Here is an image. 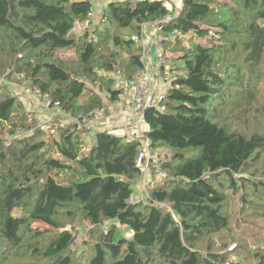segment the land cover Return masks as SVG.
I'll return each instance as SVG.
<instances>
[{"label":"trees","instance_id":"16d2710c","mask_svg":"<svg viewBox=\"0 0 264 264\" xmlns=\"http://www.w3.org/2000/svg\"><path fill=\"white\" fill-rule=\"evenodd\" d=\"M93 7L87 0H0V30L10 35L13 57L1 71L24 73L34 93L50 101V110L74 118L121 98L123 89L110 73L121 72L126 82L142 73L143 52L133 36L167 14L163 0L110 2L102 19L105 24L110 19L111 27L97 36L112 39L120 50L102 53L101 42L88 31L81 39L72 35L76 23L90 19ZM121 30L132 36L122 38ZM175 30V43H167L181 50L184 70L178 69L181 74L160 106L144 113V140L153 150L167 146L175 154L171 161H157L169 177L150 188L145 200H131L136 199L132 181L142 176L141 140L126 142L109 130L90 132L71 121L59 129L58 141L76 158L54 157L40 127L27 135L31 126L18 114L29 112L5 87L11 95L0 94V264H264L261 251L245 262L212 245L200 247L229 228L223 212L228 190L243 191L242 203L250 189L264 200L259 165L264 129L245 133L216 121L222 107L230 114L242 101L257 99V84L264 81V70L258 72L264 64V0H184L180 15L165 28L167 35ZM64 52H73L77 61L61 60ZM19 132L25 134L6 139ZM55 151L60 155L59 148ZM69 207L67 215L81 213L97 233L80 249L85 260L73 252L75 230L59 216ZM36 223L56 232L45 234ZM106 223L111 224L104 229ZM118 226L129 229L131 237H119Z\"/></svg>","mask_w":264,"mask_h":264},{"label":"rangeland","instance_id":"374dc122","mask_svg":"<svg viewBox=\"0 0 264 264\" xmlns=\"http://www.w3.org/2000/svg\"><path fill=\"white\" fill-rule=\"evenodd\" d=\"M119 1H125V0H95L94 2V16L92 18L91 25L92 28H89V30H84V28L81 26L80 22L76 23L74 30L72 32V35L76 39H81L84 37L86 32L88 31L89 34L92 37H97L98 42H101L102 45V53L107 48H111L113 50H120V48H117L113 45L112 39H109L106 37L105 39H102L101 37H98L97 35L105 34L102 33V31L106 32L107 29L111 27L110 19H108V23L105 24L102 22V15H104L103 9L106 8L110 2H119ZM134 1V0H133ZM79 24V25H78ZM114 28V27H112ZM144 30V27L142 28V31ZM132 33L130 31H120V35L124 39L130 38L128 35ZM137 37V35L133 36L134 38ZM7 38V39H6ZM174 37H172V42L175 43V40H173ZM192 39L191 37H189ZM186 38L185 43L188 45L190 42V39ZM10 35L0 30V94H9L11 95V92L19 97V99L25 104V111L28 113L24 115L23 112H19L18 117L20 120H25L27 124L31 126V129L27 130V135L34 133V130L37 127H40L47 122L49 119V111L50 108H48L47 105L42 104L43 100L42 98L39 99L37 96H35L34 90H32L29 86V79L26 78V75L18 74L14 68H11L10 70L1 71V66L4 68V64L8 63L13 59V57L9 53V42ZM136 42L135 46L138 49L142 48V55L144 54L146 48L143 47V45L138 42L137 40H134ZM171 42V43H172ZM173 45L170 43H166L162 46V52L165 53V56L168 59V63L171 67L179 69L181 72L183 69V63L182 61H178V57H181L182 52L181 50H176V44ZM198 43L202 44V41L200 40ZM170 46L172 49H170ZM5 47L6 50L2 51L1 49ZM234 54H231V58L235 59L233 56ZM73 52H64L60 54L61 60L64 61H77L74 58ZM156 51L155 48H151L145 56V65L151 72L153 76V70L151 67H155V71H159V66L156 59ZM127 58L126 54H123L121 59L119 61L124 64H126V61H124ZM73 64L69 63L68 65ZM264 70V64H262V67L258 69V72ZM5 72V73H4ZM256 72V73H258ZM170 71L163 73L164 76H169ZM124 80V79H123ZM260 82V81H259ZM257 84L259 86L260 90L256 94L257 99L255 100V103L247 104L245 101H242L240 103V107H237L236 110H231L232 112L229 114L230 108L227 106L222 107L219 109L218 117L216 118V121L220 122L225 127H229L230 129H238L245 133H250L253 128L256 129H264V81ZM7 87L10 91H7ZM99 97L103 99L104 103L109 102V98L106 93H104L101 89L95 88L94 89ZM37 92V91H36ZM109 104V103H108ZM111 105V104H110ZM114 105V103L112 104ZM107 108V107H106ZM59 118L55 119L54 121L48 123L47 129L44 131V134L40 137H45L47 140L48 147L46 148V151L50 155H53L54 157H62L66 156L70 158L71 160L76 158L75 154L69 153V151L66 149V147L60 143L59 137H60V131L59 129L62 127L68 128L69 123L72 121L75 122V118L72 117L69 120H66V117H62V115L58 116ZM110 121L106 123L99 122L96 125V131H100L101 127L107 126ZM77 123V122H76ZM79 126L84 127L83 125ZM53 126V130H50L49 127ZM85 128V127H84ZM53 131H55L53 133ZM95 131V132H96ZM146 132L144 128V124L140 128V140L146 142L144 140V133ZM58 143V145L56 144ZM147 143V142H146ZM58 146V147H57ZM55 148H58L60 151L59 153H56ZM154 154L156 158V163L159 160V158L164 161H171L173 155L175 154V151L167 146H162L154 149ZM66 161V160H64ZM155 165L150 167L149 173L145 176L144 173H142V176L137 178L136 180L132 181V187L135 190V196L136 200L143 199L145 200L149 196V189L150 188H156L158 187L162 182L165 181L166 175L169 174L167 172H164L161 170V166ZM264 159L260 161V166L264 169ZM163 174L164 176H161ZM59 177H61L59 175ZM141 192V194H140ZM243 192V191H242ZM241 193H233L232 191L228 190L226 193L227 196V202L223 207V212L226 214V216L229 218L230 224L229 228L223 232H221L218 235H213L209 238H206L205 240L200 242V247L205 249L208 245H212L215 250L218 251H228L229 253L233 254L232 259L237 260H244L245 262H250L255 260V255L258 254L260 251L264 253V200L261 199V197L256 195V192L252 189L248 191V195L245 196L247 199V202H240V196ZM54 193L51 190V196L54 197ZM72 207L66 208L61 215V221L62 223L66 224V227L68 229H74L75 234L77 235V243L72 247L73 252H76L79 258H83L85 260V255L83 256V253L80 252V249H84L85 243H93L96 239L97 233H95V229L92 227V225L84 219V217L81 215V213L76 212V214L67 215V212L70 211ZM111 223H106L104 226V229H107L110 226ZM118 225V224H117ZM34 228L37 230L43 231L45 234H54L56 230L51 229L49 226L42 224V223H36L34 225ZM119 228V237H125L130 238L131 232L129 229L124 228L122 226H118ZM235 238H238L235 240ZM234 239V241H233ZM48 241V240H47ZM45 240L44 243L47 242ZM84 246V247H83ZM86 249V247H85ZM263 249V251H262ZM13 264V261H10L8 264Z\"/></svg>","mask_w":264,"mask_h":264},{"label":"built area","instance_id":"2783aa9c","mask_svg":"<svg viewBox=\"0 0 264 264\" xmlns=\"http://www.w3.org/2000/svg\"><path fill=\"white\" fill-rule=\"evenodd\" d=\"M183 1L184 0H163V5L167 10V14L160 20L143 25L142 28L144 27V30L142 31V34L134 38V40L140 42L146 50L142 56L144 70L136 76L133 82H126L123 75L119 71H113L110 73V77L115 80L116 85L123 89V94L121 98L114 103V108L117 109V112L122 113L123 122L120 126V136L123 137L126 142H135L140 139V128L143 124L145 125V111L148 108L160 106L162 101L166 98V94L172 80L181 74L178 69L169 65L168 59L165 56V53H163L164 51L162 52V46L167 42L172 41V37H174L173 40H175V37L178 34V31L175 30L173 33H168L169 35H167L165 28L170 23L174 22L180 15L183 10ZM87 2L94 4L95 0H87ZM94 9L89 20L80 22L84 30L92 28L90 21L94 16ZM102 22L105 23L106 19H102ZM153 47L156 51V59L160 70L157 72L155 71V67L152 66L151 69L154 71L152 76L151 72L145 65V56L146 53ZM169 71L171 72L169 76L163 75V73ZM33 94H35V96L39 99L42 98L38 91ZM42 100V104L47 105L49 108L51 105L50 101L45 98H42ZM115 114V110L105 107L103 109H95L89 115L80 116L74 120L80 125H83L90 132H95L97 123H106L111 120ZM59 115L69 119L72 118L66 112L60 111L59 109L50 110L49 119L41 126V129L45 131L48 123L52 122ZM24 134V132H19L13 136H7L6 139L12 140L21 138ZM154 163H156L154 150L148 143L141 140L137 167L146 176L149 173L150 167ZM161 176L164 175L161 174ZM131 200L134 201L136 199L135 197H132Z\"/></svg>","mask_w":264,"mask_h":264},{"label":"crops","instance_id":"0c3cea01","mask_svg":"<svg viewBox=\"0 0 264 264\" xmlns=\"http://www.w3.org/2000/svg\"><path fill=\"white\" fill-rule=\"evenodd\" d=\"M106 107L109 109H113L115 110L116 114L114 115V117L109 120V124H107V126L102 127L100 131H106L109 130L112 133H116L117 135L121 134V130H120V126L122 125L123 122V116L121 112H117V109L114 108V105H110V104H106ZM145 130H148L147 125H144ZM104 129V130H103Z\"/></svg>","mask_w":264,"mask_h":264}]
</instances>
